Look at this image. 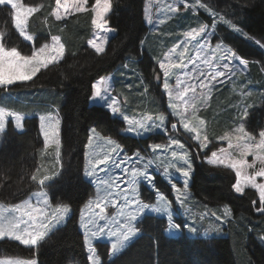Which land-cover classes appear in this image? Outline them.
<instances>
[{
    "label": "rangeland",
    "instance_id": "rangeland-1",
    "mask_svg": "<svg viewBox=\"0 0 264 264\" xmlns=\"http://www.w3.org/2000/svg\"><path fill=\"white\" fill-rule=\"evenodd\" d=\"M30 1L32 4L25 3L21 0L22 4L37 9V11L33 12L34 14L44 10V3H38L37 0ZM32 1L36 3H33ZM51 1L54 5V13L56 11V0ZM229 2L231 4L238 3L240 7L242 6L237 0H232V2L231 0H226V3L221 0H199V2H197V0H145L143 4V22L144 25L147 26V33L144 40H142L141 46L144 50L147 48L148 54L142 53L144 55L142 58H140L142 56L141 54L139 57H128L124 61V77L126 79L123 81L124 85L121 79L122 74L119 72V69L116 68L109 77H104L101 82L100 80H97L92 86L93 94L90 98V103L102 106L109 111L112 116L117 117V119L122 122L120 133L122 132L124 134V144H121L120 141L114 138L110 139L104 137L95 127H91L89 131L91 144L86 145V168L83 171V175L86 180L90 181L89 179H91V177L87 176V172L90 170L89 160L91 159L94 162L97 158L103 159L105 154H111L117 162L126 157L130 158L127 164L122 165L121 168L111 167V172L106 174L107 176L110 175V178L116 180V183H118L122 189L129 188L127 181L132 178L134 170L141 173L147 172V174L152 177L151 184L145 181L142 176H138L136 178L137 182L132 186L137 201L142 205L148 206L144 209L143 213L138 216L137 220L133 222L137 228H139L138 224H141L139 221L145 215L150 214L166 218L167 229L165 233L171 238H178L184 234L190 237L203 238L226 236L225 227L232 216L231 208L226 204L214 205L207 203L205 200L198 199L191 190L194 165L197 162L196 159H198L196 154L200 156L198 160H201L208 165L230 170L235 178L233 183L234 190L236 182L235 171L218 163L210 164L208 163V160L212 157L213 152H216L218 157L223 155L220 152V149H224V154H230L229 159H245L248 163H252L255 156L249 153L242 157L241 147L239 145L247 143L258 144L260 140L259 133L264 131V54L259 53V57H250L253 53L257 54V52H255L257 49L254 48L256 45L264 50V47L261 46L264 45V42L258 41L257 39L253 41L251 38L249 39L247 37V32L239 22V9L233 6V4L229 5ZM88 3L87 0L85 10L92 9L89 8ZM110 3L111 12L112 0H110ZM185 4L188 5L187 8H185ZM201 5H204V7H201ZM69 6L71 7V3ZM8 7L11 8L10 5H8ZM173 9H175V11H173ZM52 10L53 9L51 8L45 17L55 18L56 21L65 20L71 15L77 13L72 11L69 14L64 13L63 10H61L62 19L57 20L53 15ZM200 14L203 15L202 18ZM107 17L108 16H106V19ZM11 18L12 25L18 34H20V31L15 27L13 11ZM29 20L31 21V19ZM106 26L107 31L104 29H98L95 26L97 30L96 38L98 40L96 38L95 40L93 39V41L103 46L104 51L109 39L114 33V30L109 27L108 23ZM28 27L29 25L27 27L25 25L24 36L20 35L22 39L25 36H30L27 32ZM201 28H203L204 31L200 32V35L196 36L195 39H192L189 33H192L194 29L199 32ZM5 36L6 29L0 28V43H5ZM40 39H42V36L39 33L32 37L30 44L32 48L29 53L23 52L17 47L16 48L22 55H31L32 51L38 49L40 44L43 43ZM205 41L207 42L205 52L201 55L206 54L210 56L213 60V67L225 71L226 75L218 78V81H222V83L213 81L212 84L214 86L211 87L210 91L207 87L197 88V97L207 96L206 101L197 100L194 102L192 100V93H185V98L188 101L186 108L178 98V93L183 91V89L178 85L177 80L179 78V80L185 82V84L194 82V80H190L189 77H186L179 67H173L172 65L181 64L179 53L183 52V62L188 64V68L185 69V71H190L192 75H198L195 72L193 64L188 63V58L195 57L200 44L205 43ZM257 41L259 43H257ZM186 42L188 44L187 51H185L183 47L177 48V45H183ZM51 44L52 40L49 42V45ZM59 44L63 45L60 42ZM218 45L219 47H217ZM5 46L11 48L7 46L6 43ZM87 46L92 51H95L90 43H88ZM173 48H176V52L171 51ZM241 49L248 51L249 55H241L237 51ZM66 54L67 52L64 51L63 56L56 62L49 64L48 67L60 63ZM169 56L171 59H169ZM241 61L244 63L242 64ZM161 62L166 63L169 68V89L167 90L164 88L165 77L164 70L160 68ZM136 64L138 65V68ZM223 64H229V69H223ZM200 68L202 71H208L207 65L200 64ZM42 69L43 68H41V70ZM232 69H234V71ZM257 71L261 77H255ZM146 74L150 75L151 79ZM146 79L152 80L150 81V84H148L149 82H146ZM20 82L25 81H18L13 85ZM13 85L7 87L3 86L5 88L3 94L5 95V93L9 94V92H12L13 90L11 88ZM97 88L100 90V97H96L95 95ZM169 92L172 94L171 98L169 97ZM112 100L118 102L116 106L119 108V112L117 113H113L109 107ZM172 103L180 104V108L175 112L171 107ZM193 103L195 104L194 114L192 110ZM48 108H50V110L42 114L45 117V120L47 121L49 117H51L53 120H59V125H62L60 108L57 109L52 106H49ZM0 110H3L5 113L3 117L5 122L3 134H5L8 127L11 125L18 133L25 131L24 119L27 117H23V114L17 110L13 109L12 112L9 111L3 105H0ZM8 113H14L21 117V119L17 121L15 116H10ZM177 113H182L183 116ZM124 116H127L129 120L133 121H146L149 130L145 131L139 129L138 131H128L129 124L128 121L124 119ZM160 116H164L163 122L160 121ZM182 118H186L190 127L196 126L199 128L200 139L195 138L196 132L185 130L183 123L181 122ZM38 121L40 122V119ZM201 121H203L202 124L200 123ZM175 123L178 124V129L172 130V125ZM241 124H243L245 132L254 138L252 141H247L246 139H241L240 141L236 140L235 137L239 134L236 130ZM92 129H95V132H92ZM226 134L231 137V141L228 139H222ZM40 135L42 138L41 153L44 154V151H46L44 139L43 135ZM5 136L6 134L2 135L1 139L3 140V145L4 143L6 145L3 150L8 153L6 158L16 157L20 152L21 143L17 142L13 137H9L5 140ZM60 137L61 133L58 126V136L55 139L59 141V144L52 141L47 147L48 150L51 151L49 155L59 153V165H56L54 160L53 165H55V167L62 166V144ZM204 137H207V141H204ZM132 140L136 141L138 145L133 146ZM172 140L178 141L179 144H172ZM202 142H206L207 147H201ZM230 142L232 145L231 147H229ZM155 145H160L161 147L156 148ZM180 145H183V147H180ZM113 149H116V152H113ZM173 151L177 153L176 157L172 156ZM254 151L257 155L264 156V151L259 149H254ZM70 153L68 152V155L71 157V155L75 154V151L73 150V152ZM185 153H187L186 156L184 155ZM196 156L197 158H195ZM3 158L4 152L0 155V195L4 194L2 196L9 198L8 200H10L13 196L20 193L17 185L21 182L13 180V171L6 168L5 163L7 161L5 162L4 160L6 159ZM185 160L191 164V169L187 177H184L181 172L177 171L178 168L187 167ZM149 162L151 163L149 164ZM262 166L264 165H261L260 161L257 160L255 167L249 168L247 172L249 175L254 174V172L258 171ZM102 167L105 166H98V168ZM42 168L44 169L41 161V164L38 163L35 171H31L30 173L24 171L23 174L20 173V175L26 177L29 176V179L31 178L36 186L38 185V190L33 192L27 199L18 202L14 206L6 207L0 204V221H11L15 223L21 217H23L24 220H27L28 216L26 213L30 211L29 208L32 207V209H36L43 206L42 200H38L36 193L46 191V193L49 194L51 180H54L56 177L60 178L62 169L59 167L57 168V171L40 173ZM123 168H127L128 171L125 173L122 170ZM69 175L70 172L65 171L63 177L58 181L56 188L59 191L67 189L69 184L67 178ZM33 176L36 177L35 180L32 179ZM45 176L50 177V179L46 180L44 185H41L40 180ZM117 177H120V179H116ZM159 178L163 180V188L159 187ZM184 180L188 181L187 188L184 186ZM256 182L264 183V177H257ZM95 183L96 182H94V184ZM100 184L102 183L99 182L95 185L94 193H92L90 198L82 206L83 208L80 210V223H78L77 228L80 232L85 231L81 225L82 214L87 218L89 212L93 211V208H89V204L92 203L94 205V202L98 198L105 195L104 190L106 185L104 184L102 187ZM173 185H175V188ZM145 188L148 192L144 190ZM40 189H43V191ZM176 189H179V192H177ZM247 191L255 193V200L252 201L255 212L258 214H264L259 211V192L257 189L250 186L245 187L243 193H236L234 190L236 194L240 195L245 194ZM152 193L155 194V198L153 197L154 199H150V202L146 197L151 196ZM48 196L49 195H47V199L49 201ZM177 196H179L180 199H177ZM117 201L115 207L109 205V207L105 209V212H107L106 216H116L120 219V222L123 223L124 218L118 216L122 206L121 201ZM181 201H183V203H181ZM62 204L67 205L66 203H61L59 205ZM17 205H20V207L17 208ZM52 205L56 207H53ZM52 205H50L49 209H46V211L51 212L52 208L55 209L59 206L56 204ZM67 206L69 212L66 214L65 218L61 223L49 228L46 235L38 241L37 245H24L20 241L8 237L0 238V241L16 242L22 247L34 251V257L28 258L20 254H4L7 250L17 253H20V250L10 246H0V264H29L30 261H35V264H40L37 257H35V252L38 251V248L43 241L55 234L59 227L66 224L67 219L71 214V209L69 205ZM157 208L159 211L156 210ZM225 209L228 210L227 213L225 212ZM133 210L134 209L126 208L125 212L127 213L128 211ZM170 215L171 223L178 225V229L170 227ZM24 227L25 225L21 224V228ZM192 229L195 231H192ZM140 230H142L141 225ZM86 232L87 236L83 233V237L87 260H89L88 257L90 255H93L88 251L91 247L95 249L93 260L96 261L97 264H104V260L99 255L100 247H102L100 244L102 243L104 248L105 240L109 241V245H112L118 239H121V237L106 233L105 239L102 237L103 233H100V236L95 237L92 234L90 235L89 231ZM136 236L137 234L131 236L127 241L118 244L115 251L110 248V258H116L132 241L135 240V243L137 241ZM261 240L264 242V235L261 237ZM133 250L135 249H131L126 255H123L121 258L122 260H119L115 264H122V262L124 264V260L127 258H131L132 264H137L138 262L139 264H147L142 257H139ZM189 254L190 253H188V255ZM187 256L185 257L186 260L189 259L190 261H193L190 257L187 259ZM88 262L89 264H93L92 260ZM68 264L77 263H74V260H71Z\"/></svg>",
    "mask_w": 264,
    "mask_h": 264
},
{
    "label": "trees",
    "instance_id": "trees-1",
    "mask_svg": "<svg viewBox=\"0 0 264 264\" xmlns=\"http://www.w3.org/2000/svg\"><path fill=\"white\" fill-rule=\"evenodd\" d=\"M23 1L32 4L30 0ZM221 1L226 3V0ZM37 2L44 3V10L32 16L31 28L39 34L50 32L61 34L67 46V54L60 63L42 69L32 80L13 85L11 89L15 92H10L14 96L12 98L5 96L3 94L5 89L0 86V97L3 95L2 101L17 104L32 113L47 109L51 104L60 108L62 174L49 185V195L52 204H68L71 215L62 228L43 241L35 252V257L40 264H68L71 260L77 264H89L83 235L77 229L80 210L93 192L92 184L83 178L89 129L95 127L101 134L113 137L124 144V136L120 134L122 122L103 107L91 105L89 100L93 93V83L97 79L119 68L124 85V69L121 68L124 61L128 57H139L141 54L140 58H142L143 54H148L147 48L144 50L141 46L147 33V26L143 22L145 0H112V11L107 21L115 30V34L102 53L92 51L87 46V38L92 31L91 9L62 21H54L51 17H45L51 10L52 1L37 0ZM88 2L89 8L95 4V0ZM237 2L242 6L240 7L238 3L232 4L239 9V22L247 32V37L253 41L257 39L264 42V0H237ZM11 15L10 7L0 5V28L6 29L4 38L6 45L15 46L26 53L31 52V45L21 38L12 25ZM200 15L202 18L203 15ZM254 48L257 49L254 50L257 54L253 53L250 57H259V53L264 54V50L257 45ZM237 51L243 56L249 55L244 49ZM136 66L138 68L137 64ZM146 75L150 78V75ZM255 77H261L258 71ZM150 81L152 80L146 79L148 84ZM16 98L18 102L15 101ZM5 137V140L13 137L21 143L20 152L16 157L6 158L8 153L3 151L5 143L0 150V155L4 152L6 168L13 171V180L21 182L17 185L20 193L12 199L8 200L9 198L2 196L4 194L0 195L1 202L12 204L26 198L37 187L29 176L20 173L33 172L37 169L38 163L41 164V161L43 164L46 163L43 162L44 158L41 155L42 138L37 118L25 119V131L22 133L16 132L12 125L9 126ZM132 145L138 144L132 140ZM73 150L75 154L70 157L68 152ZM196 155L199 159L200 156ZM198 159L194 165L191 190L198 199L214 205L226 204L231 208L232 216L225 227L226 236L205 239L183 235L180 238H168L164 233L167 227L165 219L146 216L140 224L142 236L123 255L135 249L133 251L147 264H264V242L261 240L264 235V214L255 212L252 205L255 193L247 191L243 195L236 194L233 190L235 178L230 170L208 165ZM48 169L49 172L56 171L53 163L49 162L40 173H45ZM65 171L70 172L67 178L69 184L67 189L59 191L56 185ZM162 181L159 178L158 184L163 188ZM151 196L154 199L153 193ZM100 245L102 247L99 255L104 260V264H115L122 260L123 255L109 262L108 245L104 244V248L103 244ZM0 246H10L20 250V253L7 250L4 254L34 257L33 250L26 249L16 242L0 241ZM186 256L193 261L186 260ZM124 261V264H132L131 258Z\"/></svg>",
    "mask_w": 264,
    "mask_h": 264
},
{
    "label": "snow or ice",
    "instance_id": "snow-or-ice-1",
    "mask_svg": "<svg viewBox=\"0 0 264 264\" xmlns=\"http://www.w3.org/2000/svg\"><path fill=\"white\" fill-rule=\"evenodd\" d=\"M199 2V0H197ZM71 3V7L69 6ZM87 4V0H56V11L53 13L57 20H61V10L64 13H71L72 11L75 12H82L85 11V5ZM0 5L4 6H11V10L14 12V21L15 27L20 31V35L24 36V29L27 23L28 17L33 12L37 11L36 8L25 6L24 4L20 3V0H0ZM185 8L188 7L187 4L184 5ZM204 7V5H201ZM111 10V3L110 0H95V4L92 6L91 11L95 14L94 18L92 19V23L98 29H104L107 31L106 24V16ZM175 11V9H173ZM204 29L201 28L199 32L195 29L189 35L192 39H195L196 36L200 35V32H203ZM25 39L31 40V36H25ZM91 46L95 49L97 53H101L104 51L102 45L96 43L95 41H89ZM257 43H259L257 41ZM207 42L200 44L199 50L196 53L195 57H189L188 63H192L195 72L198 75H192L190 71H185L188 68V64L183 62L184 53H179V57L181 59L180 65L173 64V67H179L186 77H189L190 80H194V82L186 83L177 80L178 85L183 89V91L178 93V98L180 99L181 103H183L186 108L188 105V101L185 98V93L191 92L192 93V100L195 102L197 100H207V96H200L197 97L196 90L197 88L207 87L209 91L211 87L214 86L212 84L213 81H218V78L224 77L226 72L223 70H219L213 67V60L208 55H201L205 52ZM264 47V45H261ZM183 47L185 51L188 50L187 42L183 45H177V48ZM219 47V45L217 46ZM172 52H176V48L171 50ZM63 45L59 44L58 37H52V44L49 45L45 43L43 46L39 47L38 49H34L31 55H22L20 51L16 47L8 48L5 46V43H0V86H9L13 85L18 81H29L32 80L34 76L38 72H40L41 68H47L49 64L56 62L59 58L63 56ZM47 53V55H46ZM169 59L171 57L169 56ZM218 62V61H217ZM243 64L244 62L241 61ZM200 64L207 65L208 71H202L200 68ZM160 68L164 70V88L167 90L169 89L168 77H169V68L168 65L164 62L160 63ZM223 69H229V64H223ZM234 71V69H232ZM96 97H100V90L99 88L96 89L95 93ZM172 94L169 92V97L171 98ZM116 100H112V103L109 104L113 113L119 112V108L117 105ZM171 107L173 108L174 112L180 108V104L172 103ZM185 108V110H186ZM193 114L195 112V104H192ZM183 116L182 113H177ZM5 113L3 110H0V130L5 128V122L3 120ZM10 116H15V119L19 121L21 117L15 115L14 113H8ZM124 119L128 121L129 128L128 131H138L139 129H143L145 131L149 130V126L147 125L146 121H133L129 120L127 116H124ZM160 121L163 122L164 116H160ZM181 122L185 130L189 132H196V139H200L199 136V128L196 126L190 127L189 123L187 122L186 118H182ZM201 124L203 121L200 122ZM58 126L59 120H53L51 117L46 121L44 116L40 117V129L44 139V146L45 148L48 147L49 143L55 141L59 144V141L55 138L58 136ZM173 128L176 127L175 124L172 125ZM239 133L235 138L237 141L241 139H246L247 141H252L254 138L250 136L248 133L245 132L243 124L236 130ZM92 132H95V129H92ZM260 140L258 144L247 143L243 145H239L241 147V156H246L249 153L255 156V159L252 163H248L247 160H232L229 159L230 154H224L225 150L220 149V152L223 154L221 156H217L216 152L212 153V157L208 160L210 164H221L227 168H231L235 171L236 175V182L234 185V190L236 193H243L245 187H252L257 189L259 192V211L264 213V183H257V177H264V166L260 167L258 171H255L254 174L249 175L247 170L249 168H254L256 161L259 160L261 165H264V156L257 155L254 149H259L264 151V131L259 133ZM222 139H228L231 141V137L229 135H225ZM204 141H207V137H204ZM172 144H179L178 141L172 140ZM89 144H91V137L89 138ZM231 142L229 143V147H231ZM156 148H160V145H155ZM183 147V145H180ZM201 147H207L206 142L201 143ZM118 148V146H117ZM113 152H116V149H113ZM118 154V153H117ZM59 155V153H57ZM185 156L187 153L184 154ZM172 156L176 157L177 153L175 151L172 152ZM130 158H125L120 160L119 162L116 161L112 157L111 154H105L103 159H95L93 162L91 159L89 160L90 170L87 172V176H97V179L100 180L102 184L107 185L105 188V195L98 198L94 202V208L98 209L99 211H90L88 217L85 218L82 214L81 216V225L86 231H91L93 236H96L100 233H103L105 227L108 225L100 226L98 221L106 220L107 217L105 215V209L109 207V205L116 206L117 200L121 201V208L120 212L118 213L119 217L124 218V222L121 223L120 219L116 216L111 217V225L115 227L116 231L109 230V234L113 236H119L121 239H118L115 243L111 245L113 251L117 249V245L121 244L123 241H127L131 236H134L139 229L133 223L137 220L138 216L141 215L147 205L140 204L134 195V188L132 187L137 181L136 178L138 176H142L145 181L149 184L152 182V177L147 174V172L141 173L138 171H133L132 178L127 181L129 188L122 189L116 180L109 179L104 180L103 177L97 175V172H105L106 169L110 171L111 167L121 168L122 165L127 164ZM151 162H149L150 164ZM185 164L187 165L186 168H178L177 171L181 172L184 177L189 175V171L191 169V164L185 160ZM104 165L105 168H98V166ZM125 173L128 171L127 168L122 169ZM33 180L36 179L35 176L32 177ZM50 179V177L45 176L42 180H40V184L44 185L46 180ZM116 179H120L117 177ZM184 186L187 188L188 181L184 180ZM175 188V185H173ZM179 192V189H176ZM46 192H39L36 193L38 200L42 199V207L32 209L26 213L28 216L27 220H24L21 217L17 222L13 223L11 221L3 222L0 221V238H11L20 241L24 245H37L38 241L41 240L49 230V228L54 227L55 225L61 223V221L65 218L66 214L69 212L67 205H59L57 208L53 209L51 212L46 211L50 207L49 201L47 199ZM177 199H180L177 196ZM183 203V201H181ZM17 208L20 205L16 206ZM89 208H93V204H89ZM134 209L133 211L125 212V209ZM159 211V209H156ZM227 209L225 212L227 213ZM21 224L25 225L24 228H21ZM169 224L171 228L178 229L179 226L176 224L171 223V215L169 216ZM95 229V231H93ZM192 231H195L192 229ZM88 251L93 255L88 257L89 260L93 261V264H97L96 261L93 260L95 249L89 248ZM29 264H35V261H30Z\"/></svg>",
    "mask_w": 264,
    "mask_h": 264
},
{
    "label": "crops",
    "instance_id": "crops-1",
    "mask_svg": "<svg viewBox=\"0 0 264 264\" xmlns=\"http://www.w3.org/2000/svg\"><path fill=\"white\" fill-rule=\"evenodd\" d=\"M20 3L22 4V2H21V0H20ZM26 6V5H25ZM53 10H52V13H53V11H54V5L52 4V7H51ZM86 9V8H85ZM85 11H88V9L87 10H85ZM82 12H84V11H82ZM34 15V13L33 14H30V16L28 17V20H27V23H26V27L29 25V27H28V29H27V32L29 33V35L31 36V37H33L34 35H36V34H38V32L36 31V30H33L31 27H30V24H31V21L29 20V19H31V17ZM54 15V14H53ZM50 16H52V15H50ZM55 16V15H54ZM52 18V17H51ZM94 18V13H93V17H92V19ZM53 20L55 21V18H53ZM95 25L92 23V31H91V34H90V36L87 38V45H88V43H89V41H93V39L95 40V38H96V36H95ZM24 33H25V31H24ZM41 36H42V39H43V43H41L40 44V46L42 45H44V43H47V44H49V42L52 40V37H58V39H59V42L60 43H62L63 44V49L65 48V50L64 51H66L67 52V46H66V44H65V41H64V39H63V37H62V35L61 34H59V33H56V32H50V33H47V34H41ZM25 38V37H24ZM27 40V39H26ZM32 40V39H31ZM31 40H27V41H30L31 42ZM39 46V47H40ZM47 54V53H46ZM122 69H124V63H123V65H122V67H121ZM5 95L7 96V97H9V98H12V97H14L10 92H9V94H6L5 93ZM4 96L2 95L1 97H0V105H3V106H5L9 111H11L12 112V110L14 109V110H17V111H19L20 113H22L23 114V117H33V116H36V117H38L39 119H40V117L41 116H43L42 114H44V113H46V111L48 110V108L47 109H43V110H40V111H37V112H30V110H26V109H23V108H20L17 104H14V103H11V102H9V101H2L1 99L3 98ZM15 101H19L17 98L15 99ZM50 106H52V107H57L58 108V105H55V104H51ZM60 126H61V124L59 125V131H60ZM41 131V130H40ZM41 134H42V132H41ZM2 135H3V130H0V146L2 145V139H1V137H2ZM88 144H89V142H88ZM46 149V151H44V154L43 153H41V155L43 156V162H45L46 164H43V167H45V166H47V164L49 163V162H52L53 164H54V160H55V162H56V165H59V162H58V155L57 154H55L54 153V155H52V154H50L49 155V153L51 152L50 150H48V148H45ZM55 166V165H54ZM61 168V166H56L55 167V169H56V171L58 170L57 168ZM102 168H105V167H102ZM54 169V170H55ZM46 171H48L49 172V169L48 170H46ZM106 172H107V169H106V171L105 172H97V175L98 176H100V177H103V179L104 180H109L110 178H108V177H106ZM50 173V172H49ZM106 178H105V177ZM94 182H96L95 184H94V186L96 185V184H98L99 182H100V180H98V179H95L94 180ZM100 186H104V184H100ZM106 187H107V185H106ZM43 191V190H42ZM34 192V191H33ZM32 192V193H33ZM44 192V191H43ZM46 192V191H45ZM31 193V194H32ZM29 197V196H28ZM27 197V198H28ZM49 197V196H48ZM26 198V199H27ZM25 200V199H24ZM42 200V199H41ZM23 201V200H22ZM0 204H2V205H4V206H6V207H10V206H14V205H16L17 203H15V204H10V205H8V204H4V203H2V202H0ZM49 204L50 205H52L51 204V202H50V198H49ZM53 206V205H52ZM53 207H56V206H53ZM49 209V208H48ZM54 208H52V210H53ZM29 210H32V207L31 208H29ZM94 211H99L98 209H93ZM105 215H106V212H105ZM107 217V219L106 220H103V221H99L98 222V224L99 225H101L104 221H107V220H109V225H111V217L112 216H106ZM86 218V217H85ZM113 227H111V229H112ZM116 229H114V230H111V231H115ZM93 231H95V229H93ZM90 232V235H91V231H89ZM106 233H109V232H105V233H103L102 234V237L103 238H105V234ZM101 234H98V235H96V236H100ZM95 236V237H96ZM106 239V238H105ZM106 241V240H105ZM109 242V241H108Z\"/></svg>",
    "mask_w": 264,
    "mask_h": 264
},
{
    "label": "water",
    "instance_id": "water-1",
    "mask_svg": "<svg viewBox=\"0 0 264 264\" xmlns=\"http://www.w3.org/2000/svg\"><path fill=\"white\" fill-rule=\"evenodd\" d=\"M175 125H176V127L175 128L172 127V130H176L178 128V124L175 123Z\"/></svg>",
    "mask_w": 264,
    "mask_h": 264
}]
</instances>
